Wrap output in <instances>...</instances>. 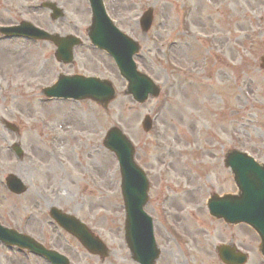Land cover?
Returning a JSON list of instances; mask_svg holds the SVG:
<instances>
[{"label":"rangeland","instance_id":"1","mask_svg":"<svg viewBox=\"0 0 264 264\" xmlns=\"http://www.w3.org/2000/svg\"><path fill=\"white\" fill-rule=\"evenodd\" d=\"M44 1L0 0V26L26 21L50 33L77 35L84 45L76 49L74 64L63 65L55 58L54 44L0 33V53L6 52L0 55V221L24 228L69 256L72 264H136L125 242L118 161L103 144L117 126L134 142L137 161L152 180L147 211L155 218L162 248L158 264H223L216 247L232 241L250 253L248 264H264L260 238L249 226L213 219L206 207L212 192H237L224 165L226 151L247 150L264 163V71L259 67L264 0H105L118 25L142 44L139 69L162 86L168 82L170 101H165L164 89L160 99L143 104L125 94L127 82L112 57L89 41V1L50 0L66 12L56 22L41 8ZM150 6L155 19L145 35L140 20ZM185 16L201 41L183 36ZM205 32L217 37L204 39ZM179 40L186 48L182 55L176 47L173 52L167 48ZM164 55H171L182 73L172 70ZM75 73L112 80L117 99L104 109L90 100L44 97L43 87L60 74ZM175 77L179 84L172 88ZM213 87L216 94H211ZM150 115L156 117L155 126L146 133L142 121ZM4 118L19 125L20 137L5 127ZM17 141L26 151L22 160L11 149ZM11 173L29 185L27 194L8 191L5 178ZM169 174L183 177L176 194L162 189ZM55 205L86 221L107 242L111 255L104 260L91 255L59 228L49 215ZM27 217L32 220L23 227ZM163 217H173L184 236L171 234ZM0 264L50 263L0 243Z\"/></svg>","mask_w":264,"mask_h":264},{"label":"water","instance_id":"2","mask_svg":"<svg viewBox=\"0 0 264 264\" xmlns=\"http://www.w3.org/2000/svg\"><path fill=\"white\" fill-rule=\"evenodd\" d=\"M91 1L94 9V23L90 29V37L95 44L109 51L115 57L121 74L130 82V92L138 100L144 101L150 93L156 96L159 91L153 82L140 74L136 66L129 65L130 59L127 55H132L134 51L137 52L139 50L138 44L114 28L109 20H107V23L100 17L104 12L101 0ZM49 6L55 10L56 16L61 15V11L56 9L54 5ZM149 21L151 22V19L144 21L145 31L149 29ZM3 30H10L5 31L9 34L19 32L35 38L54 41L58 45L56 56L58 60L64 63L73 61V49L80 42L79 39L73 36L62 38L51 35L27 23L17 28ZM45 93L49 97L73 98L76 100L93 99L105 107L115 98V90L110 81L81 75H62L58 83L46 89ZM143 93V97H138ZM6 124L9 128L17 131L14 125ZM144 126L146 130H149L150 121H146ZM105 144L117 154L121 164L122 190L127 214L126 240L128 247L133 258L140 264H156L161 251L158 249L153 237L152 219L144 211V207L149 200V186L144 173L134 162L135 149L123 132L117 128L109 132ZM14 149L17 155L22 157L23 150L19 143L14 145ZM225 162L235 174L240 194L238 196H214L209 202L211 214L218 218H224L230 223L246 222L254 227L262 237L261 251L264 254V166L240 151L228 153ZM8 187L15 193H22L27 189L22 180L16 175L8 177ZM51 216L67 231L78 237L91 253L103 257L109 254L110 251L104 242L76 217L63 213L57 207L52 208ZM0 239L12 245L29 248L31 251L47 257L55 264H70L66 257L57 252L46 250L32 237L23 236L1 225ZM219 253L222 260L228 264H244L248 259L246 254L236 253L235 248L227 246L220 247Z\"/></svg>","mask_w":264,"mask_h":264},{"label":"bare ground","instance_id":"3","mask_svg":"<svg viewBox=\"0 0 264 264\" xmlns=\"http://www.w3.org/2000/svg\"><path fill=\"white\" fill-rule=\"evenodd\" d=\"M187 22L185 24V26H187ZM194 31L192 28L189 29V32H187L188 36L192 39H194V35H193ZM184 45L179 41H177L175 44L172 45L171 49L175 48L177 49L179 55H182V53L186 52V48H182ZM4 51V50H3ZM1 51L0 55H6V52Z\"/></svg>","mask_w":264,"mask_h":264}]
</instances>
